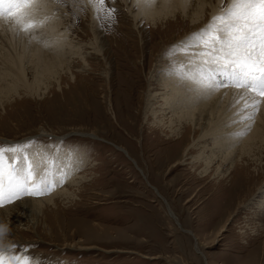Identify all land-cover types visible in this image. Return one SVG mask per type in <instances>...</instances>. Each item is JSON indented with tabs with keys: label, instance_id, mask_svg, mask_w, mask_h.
Returning <instances> with one entry per match:
<instances>
[{
	"label": "rangeland",
	"instance_id": "obj_1",
	"mask_svg": "<svg viewBox=\"0 0 264 264\" xmlns=\"http://www.w3.org/2000/svg\"><path fill=\"white\" fill-rule=\"evenodd\" d=\"M48 1L44 19L64 32L74 76L48 78L46 88L32 93L21 86L0 99V145H29L24 154L40 151L42 164L64 153L85 163L73 174L80 178L74 186L62 184L74 196H59L6 223V238L14 241L0 243V250L34 264H264L263 229L253 232L259 223L249 203L264 179V148L257 162L236 160L220 178L217 161L207 172L202 162L190 163L199 148L186 156L197 128L184 141L168 138L145 109L150 94L160 91L161 77L188 80L183 69L198 62L194 54L201 49L185 53L181 45L197 31L175 21L153 23L133 0H106L99 12L95 0ZM109 8L118 9L114 18Z\"/></svg>",
	"mask_w": 264,
	"mask_h": 264
},
{
	"label": "bare ground",
	"instance_id": "obj_2",
	"mask_svg": "<svg viewBox=\"0 0 264 264\" xmlns=\"http://www.w3.org/2000/svg\"><path fill=\"white\" fill-rule=\"evenodd\" d=\"M47 2L49 4L48 0ZM47 2L43 0L32 17V19L37 18L36 22L40 24L39 29L45 30L44 36L38 35V30H34L31 36V34L20 31L19 25L12 21L7 19L0 21V77H4V79L0 78L1 100H8V95L18 91L16 89L21 86L31 90L30 92L32 93L33 90L36 92L44 84L46 88V80L48 78L63 77L65 73H69L71 77L74 76L70 70L71 62L65 58V55H68L67 50H69L70 45L66 49L67 42L64 32L60 31V28L58 29V24L55 20L51 23L53 21L52 18L51 21L47 17L44 19L47 16H44V13L47 14L50 7L47 6ZM133 2L138 5L139 13L153 23L167 22L172 24L171 22L175 21L184 26L189 25L190 31H199L208 24L213 16L221 11L222 6H227L229 0H223V5L222 0H153L151 5L138 4V0H133ZM50 11L49 14L51 13ZM38 15H41V18L36 17ZM39 18L40 20H38ZM194 62L195 64H189V66L187 64L185 69H183V76L185 74L188 80L192 78L193 81L197 77V69L200 67L198 62ZM5 77H8L9 80ZM22 77H33V80L29 82L26 80L22 81ZM221 79L222 77L216 76L217 81ZM176 81L179 82L176 84ZM187 81L185 78H177L175 76L161 77V81H159L160 91L150 94L145 108L148 110V115L154 117L153 123L155 126H159L158 128L168 138L176 137V140L179 141H184L190 135V132L197 128V131H194L195 133L197 132V135L186 145L184 151H187L186 156H188L187 154H189L191 149L197 151L199 148L198 156L190 155L189 157H191V164L198 161L202 162V172H207L211 165L217 161L215 173H218L220 178H225L231 168L235 167L234 161L246 158V161L257 162L259 158L256 156H260L263 153L260 150L264 148V97L260 98L259 96H254V93L233 87L220 88L211 93H201L195 90L193 84ZM254 100H262L263 104L259 103L261 106H258V110L251 120L242 121L243 116L253 111L252 108H245V104H252ZM0 104L2 103L0 102ZM181 133L183 134L180 135ZM43 135L46 136V134ZM47 136H52L53 138L54 135L48 134ZM55 138L57 140L61 139L58 136H55ZM121 149L134 162L135 166L140 169L128 152L123 148ZM234 153L235 155L237 153V156L234 157ZM38 154L39 156L35 155V153L32 154V151L29 153V157H31L38 173H41L44 169H42V166H44L50 170V180L58 183L61 173L66 172L68 176L65 179V183L67 182V184L74 186L73 184L79 181L80 178L77 180L73 174L78 169V165L85 163V159L78 162L79 159L76 157H68L64 153L57 155L54 158V162L51 165H47L45 163L42 164V157H40L42 153L39 151ZM21 163L25 165L23 159ZM223 165H228V167L224 171H220ZM239 169L245 168L241 167ZM67 184L55 187V191L52 190L54 192L46 197H24L17 200L18 202L0 208V224L7 225L6 223L11 222L21 213L23 215V212L25 214V212L36 211V209L40 210L42 206H48L49 203L53 205L59 199V196L63 198L74 196V193L69 191L68 187L66 188ZM149 185L157 196L165 202L167 212L181 230L195 238L196 236L191 230L183 228L179 221L176 220V216L170 209L167 200L158 192L157 188L151 184ZM257 191L261 197L254 200L257 194L253 196V201L251 200L253 203L249 202L254 207L252 212L255 217L253 219L258 220L257 222L259 223L256 229L253 228V232L260 228L263 229L261 232L264 234V221L261 222L262 220L260 219L264 218V179L257 187ZM14 229L12 228V230ZM7 235L5 233L0 236V243L4 244L8 241H14L7 239ZM15 237L20 239L19 236ZM69 248L77 250L90 249V247L74 248L72 245ZM195 248H197L196 244ZM14 264H16L15 260Z\"/></svg>",
	"mask_w": 264,
	"mask_h": 264
},
{
	"label": "snow or ice",
	"instance_id": "obj_3",
	"mask_svg": "<svg viewBox=\"0 0 264 264\" xmlns=\"http://www.w3.org/2000/svg\"><path fill=\"white\" fill-rule=\"evenodd\" d=\"M42 2L0 0V21H12L19 25L20 31L31 34L40 27L32 17ZM55 2L65 4L67 0ZM152 2L138 0V4L151 5ZM95 3L100 6L97 8L99 12L106 0H95ZM117 11L109 8L108 17L114 18ZM181 47L185 53L194 48L201 49L194 54L200 64L197 77L194 81L192 78L187 81L193 84L195 90L211 93L220 88L233 87L264 97V0H229L227 6H222L221 11L207 25L186 38ZM217 75L222 79L217 81ZM259 103V100H254L252 104H245V108H252L253 111L243 116L242 121L253 118ZM28 146L0 145V208L22 197L50 194L67 179L68 173L64 172L58 183L50 180L48 167L38 173L31 157L24 154ZM22 156L25 167L21 172L18 165ZM4 231L8 232V228ZM12 260L16 264H33L31 257L9 258L0 250V264H11Z\"/></svg>",
	"mask_w": 264,
	"mask_h": 264
},
{
	"label": "clouds",
	"instance_id": "obj_4",
	"mask_svg": "<svg viewBox=\"0 0 264 264\" xmlns=\"http://www.w3.org/2000/svg\"><path fill=\"white\" fill-rule=\"evenodd\" d=\"M7 227L5 226V225H3V224H0V236H3L4 234H5V229H6Z\"/></svg>",
	"mask_w": 264,
	"mask_h": 264
}]
</instances>
